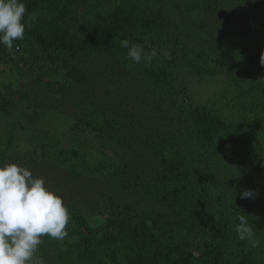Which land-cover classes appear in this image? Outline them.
<instances>
[{
	"label": "rangeland",
	"instance_id": "obj_1",
	"mask_svg": "<svg viewBox=\"0 0 264 264\" xmlns=\"http://www.w3.org/2000/svg\"><path fill=\"white\" fill-rule=\"evenodd\" d=\"M98 1L78 0L71 12L73 16L84 13ZM131 1L138 9L166 23L165 28L160 29L156 49L167 53L173 47L182 63H190L179 68L172 79L178 99L190 107H205L227 124L244 122L248 129L244 136L251 133L257 137L264 150V122L246 110L242 93L246 85L236 82L244 76L240 75V61L228 40V32H232L234 21L245 12L241 8L246 6L211 2L207 7L198 8L195 0ZM251 1L264 4V0ZM152 39L155 38L151 36L147 41L151 48ZM108 49L98 54L44 49L26 34L22 40L14 41L11 54L1 44L0 81L4 96L0 97V166L16 164L29 169L33 177L42 178L45 187L62 198L70 217L77 212L84 215V224L76 226L81 230L82 240L86 238L81 264H128L125 255H113L118 248L112 238L118 236L121 240L118 246L127 249L134 235L126 234L125 229L145 211H149L151 217L148 218L160 230V247L168 253L163 264H180L188 253L210 257L211 253L203 247L208 244L214 251L212 235L224 234L223 245H231L234 236L242 241L235 230L239 223L235 213L217 212L222 204L220 196L228 193L243 211L251 208L249 202H253V208L264 207V179L257 173H246L245 165L239 161L242 156L235 148L226 159L225 155L215 153L213 145L201 152L202 158L215 159L214 175L204 170L207 160L197 163L201 171L190 166L191 173L200 177L194 192L206 193L199 201H194L197 207L193 211L184 207L185 211L178 214L154 197L145 196L141 186L127 190L129 172L125 182L114 183L113 173L117 174V168H122L116 166L133 159L131 145L119 146L107 135L91 130L84 116L91 112L92 106L86 109L81 101L84 98L91 102L95 94L105 91L112 97L125 95L135 99L139 71L137 63L128 57V49L117 46ZM156 63L153 59L150 63L142 59L140 65ZM113 69L120 71L112 76L104 75ZM37 79L51 84L43 85ZM126 88L128 91L124 92ZM261 95L264 98V92ZM261 113L264 116V102ZM231 138V132L223 130L216 139L221 143ZM59 148L64 153L61 159L54 153ZM104 154L112 158L108 160ZM66 155L70 157L67 162L64 161ZM99 164L104 168L96 169ZM146 174L151 175L149 168ZM244 189L252 190L253 197L241 199L239 194ZM151 209H156L155 213ZM201 216V221L210 218L214 228L200 223ZM259 225L264 229V222ZM40 239L41 244L29 264H79L59 255L55 239L47 235ZM127 255L130 257L129 253Z\"/></svg>",
	"mask_w": 264,
	"mask_h": 264
},
{
	"label": "trees",
	"instance_id": "obj_2",
	"mask_svg": "<svg viewBox=\"0 0 264 264\" xmlns=\"http://www.w3.org/2000/svg\"><path fill=\"white\" fill-rule=\"evenodd\" d=\"M77 1L22 0L26 8L22 21L26 24L25 34L32 36L44 49L97 54L112 46L123 48L122 40L143 46L146 53L149 49H156V44L160 42V38L158 39L160 29L165 28L166 23L159 20L158 16L138 9L131 0H99L98 4L89 7L84 13L79 12L73 16L71 9ZM194 2L198 8L207 7L211 2L241 3L246 6H241V10L245 12H241L234 21L232 32H228L227 37L240 61L238 65L242 72L240 75L244 76L238 81L235 77L234 79L246 85L242 88L246 110L263 123L261 106L264 98L261 93L264 92V65L260 63V58L264 53V4L251 0ZM247 3H250V6ZM31 13H37L34 22L28 21V15ZM78 15L81 17L78 18ZM69 28L75 30L70 31ZM151 36L155 38L151 40L154 42L152 48L147 43ZM174 40L179 42L177 38ZM156 51L157 55L153 58L156 64L137 63L139 73L135 81L138 85L135 96L139 102L136 98L125 95L122 98L117 95L112 97L106 91L95 94L94 100L90 98L91 102L84 98L81 101L86 109L92 106L91 112L84 116L91 130L107 135L111 142L119 146L128 148L131 145L133 159L116 166L122 168H117V174L113 173L116 178L114 183L125 182L126 174L129 172L130 183L126 187L127 190H137L141 186L140 189L145 192V196L154 197L156 201L178 214H182L187 207L193 211L197 207L194 201H199L206 193L194 192L195 183L200 177L191 173L190 166L201 171V168L196 166L198 162L205 163L207 160L202 158L201 152L207 150L209 145L215 146V153L225 155V159L236 149L235 151L242 156L239 161L245 165L246 173L254 172L264 179V150L259 139L251 133L247 134V137L244 136L248 133L244 122L240 125L227 124L211 115L205 107H190L180 101L178 92L172 85V79L178 74L179 68L190 63H182L173 47L167 53L159 49ZM119 71L113 69L110 74L104 75L112 76ZM37 82L48 86L51 84L38 79ZM53 89L57 90V87ZM127 91L128 88L124 90ZM1 95L3 92L0 81V97ZM9 107L10 104L7 103V108ZM223 130L231 132L232 138L230 141L221 140V143H218L217 135ZM243 138L247 140L244 141ZM76 152L74 150L75 154ZM54 153L59 159L64 156L62 148ZM103 156L108 160L112 158L109 154ZM212 158L207 160L204 170L214 175L215 159ZM67 160H70L69 156L64 159L65 162ZM104 164L109 166L106 162ZM143 166H148L150 176L146 174L147 168ZM100 168L104 166L99 164L96 167ZM125 169L128 170L124 172ZM199 174L201 175V172ZM220 199L222 204L217 212L228 215L235 213L237 217L244 215L253 225V239L259 243L253 246L251 241H238L234 236L231 245H223L224 234L212 235L215 241L214 251L208 244L203 247L205 251L211 253L210 257H203L201 253L198 255L188 253L183 256L180 264H264V229L259 225L260 222H264V207L253 208V202H249L251 208L243 211L234 204L228 193L220 196ZM155 210L151 209L154 213ZM149 214V211L141 213L133 221V225L125 229L126 234L134 235V241L127 245V249L123 245L118 246L121 245L118 236L112 238L117 241L118 248L116 252H112L114 256L117 253L125 255L128 264L164 263L162 261L168 253L160 247L161 241L158 237L160 230L148 218ZM71 217L66 226L67 235L62 240H56V247L60 256L81 264L83 241L85 242L86 238L82 240V233L79 232L81 230L76 229V226L79 223L84 224L82 221L85 222V219L79 212ZM201 218L202 216L199 219L200 223L204 222L206 228H214L210 218L206 221H201ZM124 251H127L130 257Z\"/></svg>",
	"mask_w": 264,
	"mask_h": 264
},
{
	"label": "clouds",
	"instance_id": "obj_3",
	"mask_svg": "<svg viewBox=\"0 0 264 264\" xmlns=\"http://www.w3.org/2000/svg\"><path fill=\"white\" fill-rule=\"evenodd\" d=\"M26 8L22 0H0V44L11 54L14 41L25 35ZM37 13L28 15L34 22ZM121 46L128 49V57L135 63L143 59L150 63L157 55L156 49L145 53L143 46L122 40ZM167 55V54H165ZM170 58V56L168 57ZM260 63L264 65V53ZM253 191L244 189L240 198H252ZM71 217L60 196L45 187L42 178L16 164L0 166V264H29L42 236L62 240ZM235 230L239 240H249L253 246V225L244 215L238 217Z\"/></svg>",
	"mask_w": 264,
	"mask_h": 264
}]
</instances>
